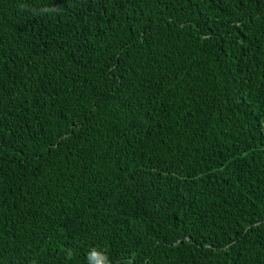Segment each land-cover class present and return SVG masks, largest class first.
Listing matches in <instances>:
<instances>
[{"label": "trees", "instance_id": "1", "mask_svg": "<svg viewBox=\"0 0 264 264\" xmlns=\"http://www.w3.org/2000/svg\"><path fill=\"white\" fill-rule=\"evenodd\" d=\"M0 264H264V0H0Z\"/></svg>", "mask_w": 264, "mask_h": 264}, {"label": "clouds", "instance_id": "2", "mask_svg": "<svg viewBox=\"0 0 264 264\" xmlns=\"http://www.w3.org/2000/svg\"><path fill=\"white\" fill-rule=\"evenodd\" d=\"M45 11H53V9H45Z\"/></svg>", "mask_w": 264, "mask_h": 264}]
</instances>
